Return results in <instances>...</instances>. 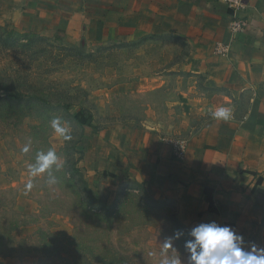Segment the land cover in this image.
Here are the masks:
<instances>
[{
  "label": "rangeland",
  "instance_id": "obj_1",
  "mask_svg": "<svg viewBox=\"0 0 264 264\" xmlns=\"http://www.w3.org/2000/svg\"><path fill=\"white\" fill-rule=\"evenodd\" d=\"M10 1L0 0V93L22 96L0 101V264H162L169 238L166 255L190 264L184 244L195 226L177 200L128 177L90 183L80 166L85 127L63 105L82 108L97 129L143 124L185 140L219 110L208 109L219 95L196 73L194 49L171 34L22 28ZM57 117L70 141L52 129ZM49 150L61 165L55 184L29 174Z\"/></svg>",
  "mask_w": 264,
  "mask_h": 264
},
{
  "label": "crops",
  "instance_id": "obj_2",
  "mask_svg": "<svg viewBox=\"0 0 264 264\" xmlns=\"http://www.w3.org/2000/svg\"><path fill=\"white\" fill-rule=\"evenodd\" d=\"M10 2L22 28L94 39L171 34L186 40L204 87L219 95L208 109L226 108L230 118L211 115L185 140L143 124L86 125L80 166L92 184L102 176L138 180L174 197L194 226L215 221L242 235L243 247H264V0H242L236 13L219 0ZM234 14L245 21L240 32L229 27ZM178 141L181 157L173 147Z\"/></svg>",
  "mask_w": 264,
  "mask_h": 264
},
{
  "label": "clouds",
  "instance_id": "obj_3",
  "mask_svg": "<svg viewBox=\"0 0 264 264\" xmlns=\"http://www.w3.org/2000/svg\"><path fill=\"white\" fill-rule=\"evenodd\" d=\"M230 115V110L226 108H220L213 113L215 118L223 120H228ZM51 127L63 140L72 139L69 127L64 126L59 117L51 120ZM23 151L27 152L28 147L25 146ZM36 159L37 163L29 168L30 176L34 177L47 172V183H57L51 171L54 165L57 168L61 167L58 164L57 154L52 150L46 153L40 152ZM26 187L28 189L32 187L31 181ZM181 235L180 230L175 233L177 238ZM190 236L193 239L184 244V248L190 254L188 257L190 264H264V247H259L254 243L248 248L243 247V236L230 226H222L215 221L200 223L190 231ZM169 248L173 249L172 238L164 242L165 259L162 264H181L178 256L166 255Z\"/></svg>",
  "mask_w": 264,
  "mask_h": 264
},
{
  "label": "built area",
  "instance_id": "obj_4",
  "mask_svg": "<svg viewBox=\"0 0 264 264\" xmlns=\"http://www.w3.org/2000/svg\"><path fill=\"white\" fill-rule=\"evenodd\" d=\"M219 1L226 4L229 8H231L234 11V13L237 12V10L241 7V3H242V0H219ZM244 26H245V21L239 16H236V14H234V17L229 24L231 31L240 32L244 29ZM225 51H226V48L219 49L220 53H224ZM173 147H174V152L176 153V155L178 157H181L182 149L184 147L182 141L175 142Z\"/></svg>",
  "mask_w": 264,
  "mask_h": 264
},
{
  "label": "trees",
  "instance_id": "obj_5",
  "mask_svg": "<svg viewBox=\"0 0 264 264\" xmlns=\"http://www.w3.org/2000/svg\"><path fill=\"white\" fill-rule=\"evenodd\" d=\"M0 91H5L8 92V89L3 85L0 87ZM7 98L2 96L0 93V101L2 102H6V99H18L20 98L22 95L20 93H16V94H11V93H7ZM70 104H64L63 107L64 109L68 110V112L70 113V115L76 119V121L78 122V124L84 128V126H91L93 129H97V125L95 123L92 122L91 117L89 114L85 113L84 110L82 108L78 109L77 111H70ZM84 130V129H83ZM83 184H86L84 182L83 179L80 180Z\"/></svg>",
  "mask_w": 264,
  "mask_h": 264
}]
</instances>
